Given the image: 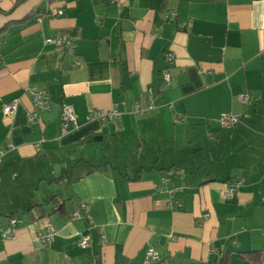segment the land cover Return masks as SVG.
Listing matches in <instances>:
<instances>
[{
    "label": "crops",
    "instance_id": "crops-1",
    "mask_svg": "<svg viewBox=\"0 0 264 264\" xmlns=\"http://www.w3.org/2000/svg\"><path fill=\"white\" fill-rule=\"evenodd\" d=\"M31 89L49 102L32 122ZM0 149V264H264V0H0Z\"/></svg>",
    "mask_w": 264,
    "mask_h": 264
},
{
    "label": "built area",
    "instance_id": "built-area-1",
    "mask_svg": "<svg viewBox=\"0 0 264 264\" xmlns=\"http://www.w3.org/2000/svg\"><path fill=\"white\" fill-rule=\"evenodd\" d=\"M116 3L122 4L123 0H115ZM174 17V13H169L167 16L164 17L165 20ZM46 45L59 47L64 44H67L69 48H72V45L70 42L65 39L64 37H53L48 38L45 40ZM166 61L171 64L173 61V55L167 54L166 55ZM79 63H76V66H78ZM163 79L166 85H170L172 82L171 75L164 71ZM149 105L146 107V109H150L152 107V103L150 100L151 90H146ZM34 110L29 115V120L35 121L40 119V111L47 110L49 108L48 105V97L43 91H40L38 89H31L29 91ZM237 100L241 102L242 104H251L252 98L247 95H239L237 97ZM15 111V103L8 104L3 107V114L6 117H12ZM133 113L143 115L145 113V109L140 107L138 104H134ZM121 113L115 110H109V111H92L88 114V119H98L102 122L106 121H113L116 123L120 119ZM241 118L238 116H235L231 113H223L219 115L217 119V125L220 129H228L231 127H237L241 123ZM75 118L72 113V111L69 108H63L61 115H60V127L64 130H68L69 127L75 126ZM6 151V149H0V157L1 155ZM240 182H232V181H226L224 183L223 188L220 191V196L223 198L230 200L235 194L236 188L239 186ZM178 206H180V203H177ZM87 205L85 203H81L77 206V208L69 215V218L71 221H78L82 218V216L87 215ZM21 221H19L16 218H11L8 221V225L2 230V238L4 240H9L14 238V230L16 227L20 224ZM42 231H39L36 233V240L39 241L42 245L47 246L49 245L54 237L55 230L52 225L47 224L42 228ZM105 242V241H104ZM77 245L80 248L87 249L91 246V237L88 233L82 234L78 241ZM149 261L152 263H155L159 261V256L157 253H154L150 251L149 253Z\"/></svg>",
    "mask_w": 264,
    "mask_h": 264
},
{
    "label": "trees",
    "instance_id": "trees-1",
    "mask_svg": "<svg viewBox=\"0 0 264 264\" xmlns=\"http://www.w3.org/2000/svg\"><path fill=\"white\" fill-rule=\"evenodd\" d=\"M50 202L53 203L56 209L59 210L62 208L63 202L59 195H53L50 199ZM251 257H254V260H258V255L255 253H250ZM219 264H229L228 256L227 254H224Z\"/></svg>",
    "mask_w": 264,
    "mask_h": 264
}]
</instances>
